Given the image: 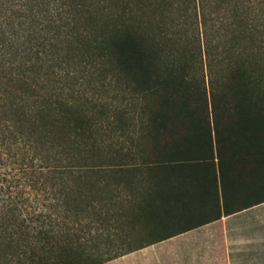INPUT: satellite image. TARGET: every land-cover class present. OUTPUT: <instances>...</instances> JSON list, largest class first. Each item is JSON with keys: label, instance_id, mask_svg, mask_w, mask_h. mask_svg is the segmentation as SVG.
Returning <instances> with one entry per match:
<instances>
[{"label": "trees", "instance_id": "16d2710c", "mask_svg": "<svg viewBox=\"0 0 264 264\" xmlns=\"http://www.w3.org/2000/svg\"><path fill=\"white\" fill-rule=\"evenodd\" d=\"M264 202V0H0V264H101Z\"/></svg>", "mask_w": 264, "mask_h": 264}, {"label": "rangeland", "instance_id": "374dc122", "mask_svg": "<svg viewBox=\"0 0 264 264\" xmlns=\"http://www.w3.org/2000/svg\"><path fill=\"white\" fill-rule=\"evenodd\" d=\"M101 264H264V202Z\"/></svg>", "mask_w": 264, "mask_h": 264}, {"label": "crops", "instance_id": "0c3cea01", "mask_svg": "<svg viewBox=\"0 0 264 264\" xmlns=\"http://www.w3.org/2000/svg\"><path fill=\"white\" fill-rule=\"evenodd\" d=\"M198 227H200V226H198ZM198 227H197V228H198Z\"/></svg>", "mask_w": 264, "mask_h": 264}]
</instances>
